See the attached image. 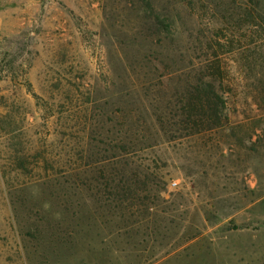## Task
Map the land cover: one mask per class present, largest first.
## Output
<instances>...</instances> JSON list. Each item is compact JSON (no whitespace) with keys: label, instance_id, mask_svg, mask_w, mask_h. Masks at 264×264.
<instances>
[{"label":"rangeland","instance_id":"rangeland-1","mask_svg":"<svg viewBox=\"0 0 264 264\" xmlns=\"http://www.w3.org/2000/svg\"><path fill=\"white\" fill-rule=\"evenodd\" d=\"M256 10L0 0V264H264Z\"/></svg>","mask_w":264,"mask_h":264},{"label":"trees","instance_id":"trees-1","mask_svg":"<svg viewBox=\"0 0 264 264\" xmlns=\"http://www.w3.org/2000/svg\"><path fill=\"white\" fill-rule=\"evenodd\" d=\"M253 26L256 29L254 34L256 33L255 37L258 40L255 44V47L253 48L252 53L253 55H255V58L254 61L245 68L249 71L253 66L257 65L264 80V12L261 13L257 10L254 12ZM260 31L261 33L257 34ZM213 58L214 59L212 61H204L205 64L201 65L205 71L211 70L212 76H214V73L220 74L221 72L220 63L217 59V56H214ZM199 86L204 87V89H201L199 87L200 89L196 88L195 92H198L199 90L203 92L204 95H201V99H197V102H194V109L196 108V106H200V111L202 112V124L200 131H209L221 127L223 125V121L226 120V116L223 114L224 102L222 101V98L217 93L214 86H211L208 83H199ZM255 101L258 105L264 103V89L260 90V92L257 94V98H255ZM199 116L201 119L200 114ZM147 143L148 142L146 141L141 142V144L144 146L149 145Z\"/></svg>","mask_w":264,"mask_h":264},{"label":"built area","instance_id":"built-area-1","mask_svg":"<svg viewBox=\"0 0 264 264\" xmlns=\"http://www.w3.org/2000/svg\"><path fill=\"white\" fill-rule=\"evenodd\" d=\"M176 183H172V186L174 187Z\"/></svg>","mask_w":264,"mask_h":264}]
</instances>
